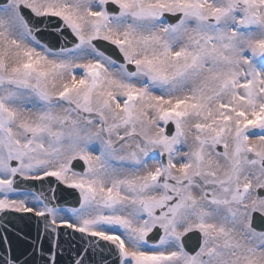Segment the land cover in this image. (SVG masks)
Listing matches in <instances>:
<instances>
[{
    "label": "snow or ice",
    "instance_id": "6c2138e0",
    "mask_svg": "<svg viewBox=\"0 0 264 264\" xmlns=\"http://www.w3.org/2000/svg\"><path fill=\"white\" fill-rule=\"evenodd\" d=\"M257 213L264 0H0V264H264Z\"/></svg>",
    "mask_w": 264,
    "mask_h": 264
},
{
    "label": "water",
    "instance_id": "95a60500",
    "mask_svg": "<svg viewBox=\"0 0 264 264\" xmlns=\"http://www.w3.org/2000/svg\"><path fill=\"white\" fill-rule=\"evenodd\" d=\"M62 197L67 201V205L75 204V193L70 190L61 194ZM255 223L258 228L264 227V221L260 219V215L257 213L255 216ZM11 231L7 233L11 244L12 254L24 258V254L29 250V244L26 241L27 238H34L36 235L35 224L27 219L13 218L9 225ZM6 245L0 242V253L5 249ZM196 249V248H195ZM192 249V251H195ZM67 259V257H65Z\"/></svg>",
    "mask_w": 264,
    "mask_h": 264
}]
</instances>
